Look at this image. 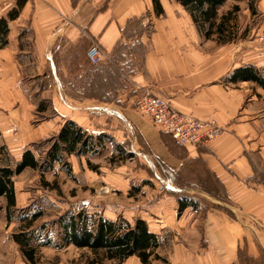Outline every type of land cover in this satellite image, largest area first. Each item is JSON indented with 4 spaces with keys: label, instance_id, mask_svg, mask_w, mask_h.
Masks as SVG:
<instances>
[{
    "label": "crops",
    "instance_id": "1",
    "mask_svg": "<svg viewBox=\"0 0 264 264\" xmlns=\"http://www.w3.org/2000/svg\"><path fill=\"white\" fill-rule=\"evenodd\" d=\"M83 1L33 0L16 19L9 20L8 44L0 47V140L11 149L16 161L33 143L57 133L67 119H74L93 133H108L120 143L135 138V129L149 142L152 140L144 131L148 115L141 113L144 117L136 119L123 105L86 96L74 101L57 89L50 97L54 114L37 125L30 121L33 112L40 113L39 104L29 102L23 81L33 82L44 73L54 48H69L89 37L106 54L113 53L125 41L124 31L130 22L155 16L153 0ZM229 2L245 14L249 11L248 0ZM9 3L0 1V18L8 16ZM161 4L164 12L155 16L151 34H142V41L150 42L143 66L131 77L140 89L166 97L175 108L195 117L216 120L224 129L207 146H188V157L167 153L162 158L174 172L183 170L189 162L200 161L206 175L221 184L227 207L204 208L193 195L203 191L196 186L188 192H192L198 207L189 206L181 212V189L171 185L172 190L165 192L150 214L134 215L144 219L159 236L156 253L160 258L152 259L151 264H264V89L254 82L234 83L227 78L243 65L263 67L264 48L249 44L246 36L239 35L227 43L225 56L226 45L215 48L217 40L200 33L179 1L161 0ZM260 6L264 7L263 1ZM256 14L257 8L252 12ZM25 22L33 37L32 53L25 50ZM25 53L35 57L31 74L22 61ZM124 95L130 97L127 103L132 106L134 98L129 93ZM110 261L145 264L137 255L122 262Z\"/></svg>",
    "mask_w": 264,
    "mask_h": 264
},
{
    "label": "rangeland",
    "instance_id": "2",
    "mask_svg": "<svg viewBox=\"0 0 264 264\" xmlns=\"http://www.w3.org/2000/svg\"><path fill=\"white\" fill-rule=\"evenodd\" d=\"M0 1L11 2L10 0ZM31 1L33 0H28V2ZM171 1L175 3L176 0ZM261 1L264 2V0H255L256 15H252L250 5L246 6L249 8L247 14L243 9L236 13L238 36L242 38L246 36L249 44H257L256 35L264 28V7L260 6ZM75 2L80 4L84 1L75 0ZM16 5L17 0H13L9 8L11 7L12 10ZM231 8H233L232 2L226 3L221 7L219 14L223 15ZM155 16H159L156 9ZM155 16L148 15L134 21L124 33L125 41L121 42L113 53H107L106 59L100 64H92L87 57L86 50L93 42L89 37L69 48L62 46L54 48L53 55L45 64L44 73L33 82L27 79L23 81L30 103L37 105L44 101L47 104L46 112L32 113L31 123L37 125L54 114L50 97L55 89L62 90L70 100L74 101L86 96L90 99L123 105L136 119L141 118V112L134 101L146 90L137 87L131 75L141 70L143 66L150 42L142 41V34L144 32L147 35L151 34ZM25 24L23 32L25 50L32 53L33 37L27 26L28 22ZM223 45H226L223 52L226 56L227 44ZM214 46L218 48L221 45L216 43ZM22 59L27 73L31 74L35 66L32 63L35 57L33 54L25 53ZM124 92L134 98L133 102H130L132 106L128 105L130 97H125ZM121 93L124 97L120 96ZM141 116L144 117V115ZM147 119L149 124L144 131L152 139L151 142L139 129H135V138L131 137V140L123 143L127 151L133 150L132 158L123 159L116 150V143L109 142L99 155L82 156L79 161L71 156L68 157V162L74 165L72 176L58 164L56 170L47 172L44 179L50 183L56 181L61 193L57 189L47 188L38 170L28 168L22 174L15 176L16 196L17 194L19 196L17 208L22 209L33 204L35 209H43L45 214L36 221L35 227L48 223V231L57 236L59 227L52 222L68 209L76 210L85 206L90 211L99 212L105 217L115 218L119 214L134 223L136 219L134 215L137 212L140 216L145 213L150 214V210H154L158 201L166 191L172 190L170 186L174 184L181 189L179 196H189L192 192L188 190L197 188L196 186L200 187L203 191L199 195H193L197 201H201L199 202L201 205L204 204V208L227 207V198L221 184L216 178L206 175L205 166L200 161L189 162L186 169L179 172L169 168L162 157H166L167 153L174 157H188L187 146L180 144L169 133L154 125L150 116ZM57 133L55 132L54 135ZM54 135L42 138L35 143ZM2 141L0 140V144ZM6 147L10 156L0 153V164H6L9 157L12 159L11 162L15 163L13 152L7 145ZM46 148L47 145H43L42 152ZM88 159L94 165H98V170L90 166ZM164 185L165 188H163ZM5 205V199L0 197V264H30L12 238V233L18 230L20 223L14 220L8 225ZM38 255V262L35 264H94L95 259L90 250L79 249L73 245L64 248L42 247ZM104 264L114 263L106 260Z\"/></svg>",
    "mask_w": 264,
    "mask_h": 264
},
{
    "label": "trees",
    "instance_id": "3",
    "mask_svg": "<svg viewBox=\"0 0 264 264\" xmlns=\"http://www.w3.org/2000/svg\"><path fill=\"white\" fill-rule=\"evenodd\" d=\"M158 15L164 12L160 0H153ZM190 13L200 33L206 39H216L220 44L233 42L238 37L236 13L240 7L235 5L223 15L219 14L228 0H178ZM28 0H17V5L7 17L0 18V47L8 44L9 20L16 19ZM253 13L256 12L255 0H248ZM133 20L129 26L136 21ZM228 80L234 83L250 81L264 89V66L259 68L247 64L235 68ZM47 104L42 101L38 106L39 112H46ZM116 143V150L123 159L132 158L134 154L126 150L123 143L105 132L93 133L82 127L74 119H67L59 132L39 143H34L32 148L26 149L22 158L15 163L7 158L6 164H0V197L6 201L5 211L8 225L19 221L18 230L12 233L13 240L19 245L24 258L30 264L38 262L39 249L42 247L64 248L75 246L79 249L90 250L95 259L93 263L104 264L106 260L124 261L126 258L137 255L145 264H151L152 259L160 258L156 253L159 246V236L149 229L148 223L137 218L134 223L124 217L111 219L99 212H92L83 206L76 210L68 209L62 213L52 224L59 227L58 235L48 231V223L35 227L44 214V210L29 205L22 209L17 208L15 176L22 174L26 169L32 168L41 172L43 184L47 188L61 189L56 181L50 183L44 179L47 172L54 171L58 164L69 175L73 174V166L68 162V157L76 155L96 156L102 153L107 143ZM47 148L42 152V146ZM10 156L6 145H0V153ZM10 160V162H9ZM90 166L98 170V165L87 160ZM198 207V202L190 196L179 197V210L182 212L187 207Z\"/></svg>",
    "mask_w": 264,
    "mask_h": 264
},
{
    "label": "built area",
    "instance_id": "4",
    "mask_svg": "<svg viewBox=\"0 0 264 264\" xmlns=\"http://www.w3.org/2000/svg\"><path fill=\"white\" fill-rule=\"evenodd\" d=\"M256 41L259 46H264V28L259 30ZM106 55L97 41H93L87 51V57L92 64H100L106 59ZM134 104L141 113L151 117L154 125L187 147L207 146L224 130L216 120H203L191 113L181 111L166 97L148 90L138 97Z\"/></svg>",
    "mask_w": 264,
    "mask_h": 264
}]
</instances>
